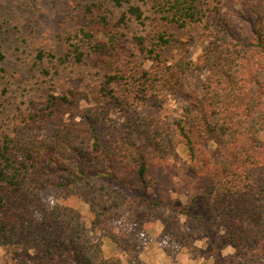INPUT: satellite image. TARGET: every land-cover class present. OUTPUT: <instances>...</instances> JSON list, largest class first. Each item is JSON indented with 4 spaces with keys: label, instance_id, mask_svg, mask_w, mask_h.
Masks as SVG:
<instances>
[{
    "label": "trees",
    "instance_id": "trees-1",
    "mask_svg": "<svg viewBox=\"0 0 264 264\" xmlns=\"http://www.w3.org/2000/svg\"><path fill=\"white\" fill-rule=\"evenodd\" d=\"M107 1L92 5L108 44H96L93 30L79 27L62 54L38 49L35 58L58 66L109 53L115 66L102 74L98 92L122 120L101 134L100 110L81 104L86 90L64 87L2 134L4 264H135L138 233L149 227L151 234L154 221L169 239L178 237L177 215L188 216V207L175 205L170 191L185 194L193 207L202 199L230 247L253 242L252 256L264 257V0H111L125 5L111 25ZM132 21L140 29L119 53L120 29ZM187 28L203 39L195 57L178 37ZM178 43L177 58L164 56ZM195 72L204 75L190 93L191 109L173 117L137 112L162 94L186 93ZM49 165L58 173L57 195L87 203L92 229L102 235L91 234L72 206L42 205L39 173ZM119 218L134 228L113 231L109 222ZM103 237L122 249L126 262L103 251Z\"/></svg>",
    "mask_w": 264,
    "mask_h": 264
},
{
    "label": "rangeland",
    "instance_id": "rangeland-1",
    "mask_svg": "<svg viewBox=\"0 0 264 264\" xmlns=\"http://www.w3.org/2000/svg\"><path fill=\"white\" fill-rule=\"evenodd\" d=\"M94 1L0 0V50L3 53V58L0 57V138L4 132L15 130V122H19L30 110L40 106L47 93L59 94L64 87L86 90L88 99L81 104L100 110L98 129L101 134L106 136L112 131V125L122 120L121 111L108 108L98 92V81L102 74L115 66L109 53H92L85 63L68 62L58 66H51L46 60L35 58L38 49L55 55L62 54L68 47V36L73 35L79 27H90L94 32L96 44H108L107 27L96 21L97 8L92 5ZM234 5L235 3L233 7ZM106 6L109 16L112 17L111 25L114 17L125 5L112 6L111 0H108ZM88 7L91 8L90 12ZM239 7L236 4L234 8L238 10ZM139 29L140 25L135 21L120 29L121 40L117 47L119 53L127 48L126 44L132 33L138 32ZM199 34L198 30L189 28L178 33L181 42L187 46L193 57L197 55L200 44L203 43ZM76 39L77 37L72 38ZM178 46L179 43L169 48L164 56L177 58L180 54ZM45 68L50 70V74L43 73ZM203 75L202 72H195L188 78L186 93L162 94L140 106L137 112L152 117H173L182 114L184 109H191L190 93L199 88ZM56 177L58 173L51 165L39 173L42 205L45 208H50L55 203L72 206L80 213L91 234L102 235L92 229V216L87 203L74 195H57L54 186ZM170 194L175 205L188 207V216L177 215L178 237L169 239L164 233V225L159 220L154 221L149 229L153 236H149L146 230L149 227L143 229V234L142 230L138 233L140 252L135 264H217L216 256L222 260H241L245 264H264V257L252 256L256 248L255 243H245L238 250L227 244L217 217L209 214L202 199H197L196 206L193 207L185 194L176 191H170ZM109 225L113 231L119 227L134 228L130 219L123 218L114 219ZM102 249L109 254L120 256L122 261L126 262L122 249L112 245L109 238L103 237ZM181 258L190 262H183ZM7 259L8 253L0 246V264H4Z\"/></svg>",
    "mask_w": 264,
    "mask_h": 264
},
{
    "label": "crops",
    "instance_id": "crops-1",
    "mask_svg": "<svg viewBox=\"0 0 264 264\" xmlns=\"http://www.w3.org/2000/svg\"><path fill=\"white\" fill-rule=\"evenodd\" d=\"M152 234V233H151ZM151 234H149V236H153V235H151ZM182 260H183V262H186V263H189L190 261L189 260H184V258H181ZM148 262L150 263V261L148 260ZM152 262V261H151ZM182 262V263H183ZM192 262H193V259H192ZM192 264H194V263H192Z\"/></svg>",
    "mask_w": 264,
    "mask_h": 264
}]
</instances>
